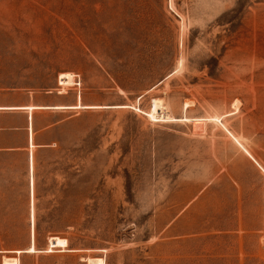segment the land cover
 Here are the masks:
<instances>
[{
  "label": "rangeland",
  "instance_id": "1",
  "mask_svg": "<svg viewBox=\"0 0 264 264\" xmlns=\"http://www.w3.org/2000/svg\"><path fill=\"white\" fill-rule=\"evenodd\" d=\"M31 101L0 264H264V0H0V105Z\"/></svg>",
  "mask_w": 264,
  "mask_h": 264
},
{
  "label": "crops",
  "instance_id": "2",
  "mask_svg": "<svg viewBox=\"0 0 264 264\" xmlns=\"http://www.w3.org/2000/svg\"><path fill=\"white\" fill-rule=\"evenodd\" d=\"M32 99H33V94L31 95V100ZM31 103H32L31 105L29 104L8 105V106L0 105V107H11L8 109L14 110L15 113L27 115L26 125L22 127L14 128L16 129L17 132H11L12 135L20 133L23 137L21 138L20 136L17 139L7 138L5 140L0 141V154H6L9 156L24 155V162L26 163L27 166V172L31 173L32 176L34 171V164L36 161L37 149L45 148L48 146L47 143L40 142L38 140V133L40 132V130L35 131L36 125H35V116L33 115V110L35 109L48 110V109H53L58 105H53L48 103L39 104V103H35L34 101H31ZM32 165L33 168L31 167Z\"/></svg>",
  "mask_w": 264,
  "mask_h": 264
},
{
  "label": "bare ground",
  "instance_id": "3",
  "mask_svg": "<svg viewBox=\"0 0 264 264\" xmlns=\"http://www.w3.org/2000/svg\"><path fill=\"white\" fill-rule=\"evenodd\" d=\"M152 117L155 118V119L156 118L164 119V118H169L170 116H169V114L167 112L163 111V109L161 107V104L157 100L154 103V110H153V113H152ZM193 120H196V119H193ZM31 161H33V160H31ZM31 167L33 168V165ZM31 187H32V195H33V187H34V176L33 175L31 176ZM31 216H32V226H34V221H35L34 208H32ZM50 245L52 246V248L54 246L64 247V246H67V240L66 239H61V238L60 239L59 238H52L50 240ZM27 251L35 252L36 249H35V247H30ZM50 251H51V249H50ZM3 264H18V263L17 262H13V261L8 262V261L5 260V262H3ZM88 264H105V260L102 259V258L92 259V260L89 261Z\"/></svg>",
  "mask_w": 264,
  "mask_h": 264
},
{
  "label": "trees",
  "instance_id": "4",
  "mask_svg": "<svg viewBox=\"0 0 264 264\" xmlns=\"http://www.w3.org/2000/svg\"><path fill=\"white\" fill-rule=\"evenodd\" d=\"M40 130V128H38V127H35V131H39Z\"/></svg>",
  "mask_w": 264,
  "mask_h": 264
}]
</instances>
